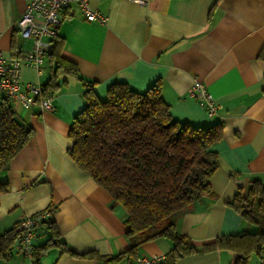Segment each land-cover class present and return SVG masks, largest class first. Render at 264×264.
<instances>
[{
  "label": "crops",
  "instance_id": "0c3cea01",
  "mask_svg": "<svg viewBox=\"0 0 264 264\" xmlns=\"http://www.w3.org/2000/svg\"><path fill=\"white\" fill-rule=\"evenodd\" d=\"M29 2L0 0V51L6 57L21 58L31 49L32 39L15 28ZM89 7L104 21L86 19L72 2L61 11L58 29L61 54L76 63L79 78L59 77L60 86L50 93L52 110L11 103L17 118L33 132L0 174L8 185L0 193V234L49 207L59 235L75 252L114 256L128 247L123 208L67 153L72 118L85 105L82 79L94 82L100 98L114 80L145 90L160 79L174 119L194 126L220 121L222 138L213 146L218 166L209 180L212 194L194 200L177 217L175 228L197 246L220 235L253 230L228 202L252 179L264 185V60L257 57L264 45V0H89ZM48 75L47 59L40 73L28 63L20 68L24 82L42 86ZM194 78L215 97L213 115L189 96ZM46 236L44 228H37L33 243ZM170 249L169 239L159 237L139 245L136 256L164 255ZM231 255L222 248L182 255L175 264H229ZM257 259L256 264L263 263ZM133 260L72 256L50 247L38 264ZM0 264L28 260L16 243Z\"/></svg>",
  "mask_w": 264,
  "mask_h": 264
},
{
  "label": "trees",
  "instance_id": "16d2710c",
  "mask_svg": "<svg viewBox=\"0 0 264 264\" xmlns=\"http://www.w3.org/2000/svg\"><path fill=\"white\" fill-rule=\"evenodd\" d=\"M62 45L57 32L46 52L49 75L42 84L41 96L58 89L61 75L79 78L76 63L61 54ZM257 57L264 60V45ZM82 80L85 105L72 118L67 153L111 195L114 204L123 208L128 247L114 256H100L94 251L77 253L59 235L48 207L47 216L33 225L36 236L37 228L47 231L43 242L33 243V260L38 263L50 247L72 256L135 258L143 242L165 237L171 249L160 264H175L182 255L222 248L232 252L229 264H249L253 254L263 262L264 185L257 179L250 180L246 187L239 186L228 202L253 230L220 235L197 246L175 228L177 217L194 200L212 194L209 180L218 166L213 146L222 138V123L194 126L174 119L162 97L160 79L145 90L114 80L107 85L103 98L95 93L94 82ZM32 132L30 125L17 118L9 99L1 96L0 174ZM7 191V183L0 181V193ZM19 225L15 223L0 234V261L23 236Z\"/></svg>",
  "mask_w": 264,
  "mask_h": 264
},
{
  "label": "built area",
  "instance_id": "2783aa9c",
  "mask_svg": "<svg viewBox=\"0 0 264 264\" xmlns=\"http://www.w3.org/2000/svg\"><path fill=\"white\" fill-rule=\"evenodd\" d=\"M72 2L84 12L86 19L104 21L101 14L89 7V0H30L17 19L15 28L20 36L32 39V46L21 58L6 57L0 51V97L5 96L11 103L25 109L32 106H38L43 110L53 109L51 94L41 96L40 84L22 81L20 68L23 63H28L34 66L37 72H41L51 39L56 35L61 24V11ZM189 96L195 99L208 115L215 113L216 99L200 79H193ZM46 216L47 211L42 210L20 222L19 228L23 229L24 233L17 246L27 258L28 264H38L33 260L32 255L33 240L36 237L33 225ZM163 259V255L140 254L130 264H160Z\"/></svg>",
  "mask_w": 264,
  "mask_h": 264
},
{
  "label": "rangeland",
  "instance_id": "374dc122",
  "mask_svg": "<svg viewBox=\"0 0 264 264\" xmlns=\"http://www.w3.org/2000/svg\"><path fill=\"white\" fill-rule=\"evenodd\" d=\"M258 257L256 256V255H252V259H251V262H250V264H256L257 262H258V259H257Z\"/></svg>",
  "mask_w": 264,
  "mask_h": 264
}]
</instances>
